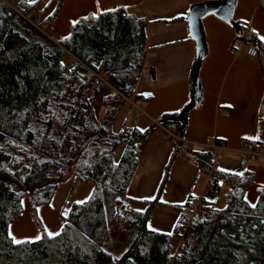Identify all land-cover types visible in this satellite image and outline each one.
I'll return each instance as SVG.
<instances>
[{
	"label": "trees",
	"instance_id": "obj_1",
	"mask_svg": "<svg viewBox=\"0 0 264 264\" xmlns=\"http://www.w3.org/2000/svg\"><path fill=\"white\" fill-rule=\"evenodd\" d=\"M7 1L13 0H0V264H264V186L255 190L257 201L250 206L245 197L254 182L252 172L219 169L211 150L186 149L182 143H173L155 197L144 210L127 213L124 223L134 232L127 250L118 258L104 251L108 230L119 219L118 206L129 207L123 199L139 161L138 146L156 131L155 124L145 131L112 130L122 96L140 77L147 19L141 10L117 7L79 18L69 24L65 38L54 41L30 22L37 0L26 17L12 12ZM258 5L264 19V0ZM59 10L60 4L45 21H53ZM239 39L242 31L234 43ZM249 41L264 77V42L254 35ZM99 73L112 92L102 99L103 114L97 119ZM257 125L258 138L247 142L253 152L264 146V92ZM174 127L182 137L180 126ZM183 153L214 198L201 196L202 206L191 220L192 250L181 244L172 252L170 239L180 238L196 197L189 196L180 208L171 235L149 230L147 221L173 161ZM68 178L91 182L93 189L86 201L70 207L59 235L49 236L37 210ZM25 199L40 237L17 243L9 226L22 216Z\"/></svg>",
	"mask_w": 264,
	"mask_h": 264
},
{
	"label": "crops",
	"instance_id": "obj_2",
	"mask_svg": "<svg viewBox=\"0 0 264 264\" xmlns=\"http://www.w3.org/2000/svg\"><path fill=\"white\" fill-rule=\"evenodd\" d=\"M112 1L116 5L113 9L126 7L133 12L141 10L148 22L145 60L135 86L137 92L135 104L139 102V105L134 107L137 118L133 120L129 118V111L133 106L130 101L124 100L114 119L112 130L114 133H120L135 126L140 131H145L164 116L179 114L190 96L195 43L184 21L173 24L166 22L185 18L192 5L207 0H105V4ZM258 4L259 0H243L242 12L238 16L244 22L242 24L246 26L247 22L249 27L254 28L253 35L264 42L261 39L264 37V19ZM38 11L41 18L42 14L46 15L45 7L40 9L37 4L30 12L31 19ZM99 13L89 12L79 18ZM46 18H42V22H46ZM69 24L71 22L67 24V33L62 35L60 40L68 35ZM203 24L209 50V55L200 68L204 103L188 114L182 139L194 150H206L219 140L225 145V149L219 155L230 160L234 155L241 156L249 149L248 141L258 138L257 114L264 92V77L256 59L231 53L236 36L232 28L214 16L206 17ZM99 91L95 97V104L98 100L101 105L102 99L112 90L108 86H103ZM147 97L149 99L145 100ZM174 130L176 132L175 127ZM173 145V142L158 130L139 144V161L123 199L129 205L127 213L136 210L138 203L140 206V203L153 199L161 183L164 168L173 152ZM257 153L259 154L260 150ZM258 157L247 161L246 166H242V161L240 163L241 167L248 168L247 171L254 175L252 188L245 197L250 206L255 205L257 201L255 190L264 186V159L260 155ZM92 189L91 182L81 183L74 178H68L58 186L49 204L39 206L37 210L46 233L48 235L58 233L63 217L68 214L70 207L86 201ZM205 189L206 179L199 175L192 159L180 154L170 167L159 203L151 211L147 221L148 229L171 235L179 219L180 208L186 203L187 198L202 196ZM124 226L126 225L123 217L121 221L111 226L105 238V250L113 256L119 249L117 246L119 241H115ZM9 236L14 242H32L40 237L30 211L25 207L22 216L9 226ZM170 245L172 252H176L181 245L180 239L172 237Z\"/></svg>",
	"mask_w": 264,
	"mask_h": 264
},
{
	"label": "rangeland",
	"instance_id": "obj_3",
	"mask_svg": "<svg viewBox=\"0 0 264 264\" xmlns=\"http://www.w3.org/2000/svg\"><path fill=\"white\" fill-rule=\"evenodd\" d=\"M207 1H209V0H207ZM10 3H11V1H10ZM37 4H38V7L40 9H43L45 7L46 15L43 16V14H42V18H46V17L51 16L54 13V11L57 9V6L60 4V10L58 11V14L55 17V19L53 21H50V22H44L43 21L39 25L40 28L42 29V31L47 36L52 38L54 41H59L60 37H62V35L67 33V24L69 22L72 23L76 19H78L80 16H84V15L88 14L89 12L96 14L97 12L98 13L99 12H104V11H107L109 9H113L114 7H116V5L114 4V1H112L110 4H105V0H41V1L37 0L36 3H35V6ZM242 5H243V0H238V7H237V10H236V14L234 16V20L237 23H239V25H241L240 30L242 32H244V30L246 29V27L249 24H247V22H245L246 26H244V24H242L244 22L238 16V14L240 12H242ZM29 17H32V16L29 15ZM30 22H31V20H30ZM51 29H52V32H51ZM253 30H254V28H253ZM132 100H133V98H132ZM97 101H96V104L94 105L95 117L97 119H100L101 115L103 114V108H102L101 105H99V102H97ZM135 103L136 102L134 100V104ZM136 105L138 106L139 102H137V104H135V106ZM132 108L133 109H130L128 116H129V118H131L133 120L134 118H137L136 117L137 111L135 110L134 107H132ZM135 120H137V119H135ZM132 128H135V126H133ZM259 155H260L261 158L264 159V157H263V155H264V146L260 147ZM259 155L255 156V157H250L249 160H255V159H257L256 157H258ZM241 156L237 154V155H234L233 157H231L230 160H226L223 156L221 157V155H219V158L217 159L218 160L217 161L218 168L222 169L224 171H229V172H234V173H241L243 171H246L248 168L241 167V165H240V163L242 161V157ZM243 157L245 158V155H243ZM226 162H227V164H226ZM199 187H200V183H199ZM200 191H202V190H200ZM204 192H205V194L208 197L214 198V196H212V194L209 192V190H204ZM155 195H154V197H155ZM194 197H196V196H194ZM145 204L146 203H140V206H139V203H138L137 206H136L137 208H135V209L136 210L137 209L138 210H142V209L145 208ZM23 205H24L25 209H27L29 211V206H28V200L27 199H25L23 201ZM222 206H223V201H222V198L219 197L217 199V207L220 208ZM121 208H122V205H119L118 206L119 219L117 221H119V220L121 221V218H123V217H124V220H125L126 215H127V209L126 208L121 209ZM23 221L25 223V219ZM124 225H125V223H124ZM120 231H122V232H119V235H118L119 238L116 239V241H115V242L119 241V245H117L119 249L116 252V255H114L115 258L120 257L127 250L130 242L132 241V239L134 237V232L131 231L128 228V226L122 227ZM103 249L105 251V239L103 241Z\"/></svg>",
	"mask_w": 264,
	"mask_h": 264
},
{
	"label": "water",
	"instance_id": "obj_4",
	"mask_svg": "<svg viewBox=\"0 0 264 264\" xmlns=\"http://www.w3.org/2000/svg\"><path fill=\"white\" fill-rule=\"evenodd\" d=\"M237 4L238 0H210L203 3H196L190 7L184 20L188 27L189 35L195 43V61L190 76L191 88L189 101L179 114L165 116L160 120V124L179 125V132L182 133L186 127L188 114L198 108L200 104L204 103L200 68L207 55H209V50L203 20L208 16H214L230 26L236 36H239L241 30L234 20Z\"/></svg>",
	"mask_w": 264,
	"mask_h": 264
},
{
	"label": "built area",
	"instance_id": "obj_5",
	"mask_svg": "<svg viewBox=\"0 0 264 264\" xmlns=\"http://www.w3.org/2000/svg\"><path fill=\"white\" fill-rule=\"evenodd\" d=\"M32 3L33 0H13L11 1V3L9 2L8 4L12 12H14L15 14L21 17H26L28 13V6L31 5ZM41 22H42L41 14L38 12L35 13L33 15V18L31 19V24L34 27H38ZM253 34H254L253 28L247 26L244 32H242V39L237 40L231 47V53L236 56H243L249 59H256L257 51L250 44L249 41V38ZM97 78L99 79L100 81L99 83L102 87L107 86L106 77L103 73H99L97 75ZM136 95H137L136 89L133 88L130 90L128 96H122V97L124 98L125 101H130L133 107H136L134 104V98L136 97ZM155 125H156V130L161 132L163 135L167 136L171 140V142L182 143L186 149H191L190 144L185 143L182 137L177 132H175L173 124L162 125L158 122L155 123ZM224 149H225V145L222 143L219 144L213 143L211 146L208 147V150L214 152L215 163H217L218 161L217 159L219 158L220 152H222ZM243 154L245 155V158L242 161V166H246L247 161L249 160L250 157H255L259 155L257 152H253L251 149H247L245 152H243ZM183 155L186 156L185 153H183ZM201 204H202L201 196H197L189 207V218L181 229V236L179 239L181 244H184L186 246V250L188 252L191 251L192 248L195 246V233L192 229L191 220L193 216L200 210L202 206Z\"/></svg>",
	"mask_w": 264,
	"mask_h": 264
},
{
	"label": "snow or ice",
	"instance_id": "obj_6",
	"mask_svg": "<svg viewBox=\"0 0 264 264\" xmlns=\"http://www.w3.org/2000/svg\"><path fill=\"white\" fill-rule=\"evenodd\" d=\"M33 2H35V0H33ZM262 40H264V37H261ZM253 207H255V205H252ZM49 235H53L52 233H49ZM55 235H59V233H55ZM37 239H39V237H37ZM17 243H19V241H16Z\"/></svg>",
	"mask_w": 264,
	"mask_h": 264
}]
</instances>
